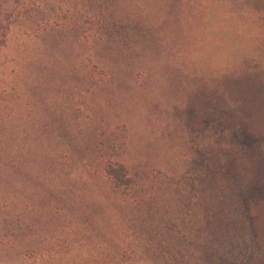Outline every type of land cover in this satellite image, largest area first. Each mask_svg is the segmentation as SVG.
<instances>
[{"label": "rangeland", "instance_id": "1", "mask_svg": "<svg viewBox=\"0 0 264 264\" xmlns=\"http://www.w3.org/2000/svg\"><path fill=\"white\" fill-rule=\"evenodd\" d=\"M260 1L0 0V264L251 255L264 152L225 83L264 72Z\"/></svg>", "mask_w": 264, "mask_h": 264}, {"label": "trees", "instance_id": "2", "mask_svg": "<svg viewBox=\"0 0 264 264\" xmlns=\"http://www.w3.org/2000/svg\"><path fill=\"white\" fill-rule=\"evenodd\" d=\"M225 85L236 98L243 99V109L248 116L244 136L247 134L257 139L264 152V72H246L228 79ZM110 174L119 186L130 180L124 174L123 167L120 170L111 169ZM241 201L249 222L253 250L251 255L245 250L239 251L236 256L238 262L242 263L234 264H264V180L252 191L245 193Z\"/></svg>", "mask_w": 264, "mask_h": 264}]
</instances>
